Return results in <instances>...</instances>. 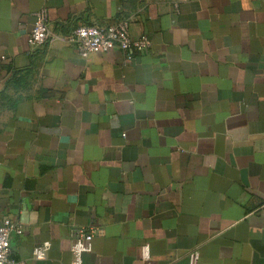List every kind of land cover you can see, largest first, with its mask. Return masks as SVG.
<instances>
[{"label":"crops","instance_id":"crops-1","mask_svg":"<svg viewBox=\"0 0 264 264\" xmlns=\"http://www.w3.org/2000/svg\"><path fill=\"white\" fill-rule=\"evenodd\" d=\"M121 19L147 50L69 38ZM5 217L22 264H73L78 226L103 230L84 264H264V0H0Z\"/></svg>","mask_w":264,"mask_h":264},{"label":"built area","instance_id":"built-area-1","mask_svg":"<svg viewBox=\"0 0 264 264\" xmlns=\"http://www.w3.org/2000/svg\"><path fill=\"white\" fill-rule=\"evenodd\" d=\"M131 21L121 19L107 25L80 24L69 35L78 49L79 54L87 58L93 52H108L114 48H121L128 53L129 58L134 50L144 51L151 46L147 34L134 36L130 30ZM57 35L50 28L49 14L46 8L34 12V24L31 28L28 41L32 46H41L53 41ZM102 228L96 226H78L73 230L71 256L73 264H84L85 253L93 249V240ZM22 226L10 217H5L0 223V264H22L11 257L12 234H21ZM51 247L49 241L36 246L33 257L46 258ZM143 254H150L149 245L143 247ZM189 264H200V251L193 250L189 254Z\"/></svg>","mask_w":264,"mask_h":264},{"label":"trees","instance_id":"trees-1","mask_svg":"<svg viewBox=\"0 0 264 264\" xmlns=\"http://www.w3.org/2000/svg\"><path fill=\"white\" fill-rule=\"evenodd\" d=\"M14 81V80H13ZM13 81H11V82H13ZM9 82V81H8Z\"/></svg>","mask_w":264,"mask_h":264}]
</instances>
